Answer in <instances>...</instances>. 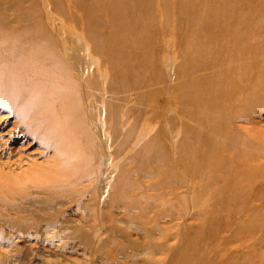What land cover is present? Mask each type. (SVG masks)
<instances>
[{
	"label": "bare ground",
	"instance_id": "obj_1",
	"mask_svg": "<svg viewBox=\"0 0 264 264\" xmlns=\"http://www.w3.org/2000/svg\"><path fill=\"white\" fill-rule=\"evenodd\" d=\"M123 1L126 6L125 8L122 6L124 11L130 9L132 12L142 14L146 10L145 5L139 3V0ZM80 15L81 11L78 10L62 12L60 16L68 21V25L65 26L52 25L51 28L38 25L37 30L34 26L26 31L15 30L7 33L0 31V44H4L0 58L7 56L6 59L3 58L5 62L0 59V65L6 66V73L8 72L15 81L21 80L4 89L0 88L1 103L15 113L12 126L6 130L7 140L0 133V148L10 146L8 160L0 169V189L12 197L13 207L22 204L23 210L46 219L45 224L35 230L34 216L33 221L27 222L25 220L28 217H21L25 219L23 221L25 223L19 233L30 237L31 231L41 232L43 235L57 229V232L63 234L66 231L65 227L47 221L54 219L59 212H53V209L74 202V205L81 208L84 220L88 222L85 223L90 227L93 239L89 248L96 259V250L103 243L97 237L102 228L101 222L110 221L115 214V192L120 188L118 183L131 175V169L123 167L133 160L137 165L149 164L157 169L165 162L171 163L173 171H157L160 176L154 184L159 189L165 187L162 181L176 177L178 172L185 175L182 183L188 189L183 195L193 198L189 201L184 216H195L202 212L200 209L205 202V193L200 181L206 175H215L219 181L209 184L208 187V191L217 195L214 196L215 200L228 202L230 208L235 207L236 203L241 204V208L239 211L234 209L236 218L233 216L228 222L225 220L216 222L213 219L211 225L221 223L219 225L224 232L243 231L251 234L252 232L244 227L248 217L244 209L257 208L254 206L256 202L264 200V167L259 160L264 158V131H260L264 125V116H260L256 109L257 100L264 102L262 85L264 69L259 66L263 65L264 54L251 55L250 50H242L234 56L237 62L233 65L215 68L216 60L209 59L207 63L195 66L196 68L190 66L195 74L191 72L192 82L184 89L192 92L179 96L168 92L166 87L156 89L155 83H159L156 78L160 77L150 76L149 70L155 60L148 58L154 54L150 49L145 51V48L141 50L135 46L139 32V29L135 28V21L132 19L129 21L131 28L122 37L110 31L109 35H105L108 38L100 42L98 33L89 27L92 22L87 20L86 24L73 25L71 22L69 24L70 20L79 21ZM38 17H36L38 20H44L49 15L39 14ZM22 18L18 17L19 20ZM111 19L107 17L105 23L110 22L108 25H114L118 22L114 17ZM212 35L208 33V36ZM123 38L130 43V48L118 42ZM9 41L10 50L7 51ZM223 42L225 41L214 42L212 49L217 51ZM37 44L42 47H38ZM178 44L181 43L177 41L175 45ZM13 46L16 52H13ZM227 46L226 44L225 47ZM135 54L144 55L141 65L131 62V56ZM23 56L28 60L19 62ZM218 56L222 59L231 58L233 55L229 53L227 56L222 54ZM245 67H250V70L246 71ZM38 68L37 77L26 76L34 74V70ZM182 68H188V64L178 67V74H181ZM16 70L27 74L18 76ZM206 70L213 71L216 75L222 71L227 75L225 87L222 90L213 88L212 96L203 94L210 98L209 101L215 108L202 107L200 112L190 109L188 111L187 105H197L201 98V94L193 90L198 87L196 81L201 83L203 79L201 73ZM52 74L57 75V79L40 81L38 78V75L44 78ZM184 81L181 77V82ZM204 81L210 83L207 79ZM42 95H45L46 103L40 107L38 99ZM243 95L255 99L253 106L255 110L250 105L239 102L240 96ZM159 97L172 102L170 106L172 104L173 106H169L168 109L155 103L154 100ZM225 98L227 103L219 104V101ZM50 108L55 110L56 115H51ZM201 115L213 119L211 126L216 137L213 144L200 146L201 149L194 151L196 157L191 158V155L185 154L191 148L188 140H184L193 135V126L195 129L198 128V133L203 132L202 127H196V119ZM161 116L167 121L155 124ZM227 117L229 119H226L220 128V122ZM7 121L8 119H5L3 123ZM242 121L244 125L241 126ZM4 127L3 125L0 131L4 130ZM205 130L207 131V127ZM208 133H212L210 127ZM165 135H170V140H165L163 138ZM28 138L35 140L37 150L26 154L34 160H31L27 168H23L22 163L25 159L18 150L19 146L13 144L20 141V144H23ZM178 145H181L180 148ZM194 146L199 147L198 144ZM173 149L179 150L174 152L178 154L177 157L173 156ZM222 150L227 155L224 159L218 157L205 168H199L201 161H205L211 155L216 158ZM164 151L166 153L168 151L167 156L163 155ZM34 155H38L37 157L42 160L38 161ZM181 156L185 159H181ZM191 161H195L193 166L192 163L189 164ZM18 169L31 173L23 183H19L21 180L14 177ZM178 184L181 183L172 186L177 187ZM175 195L180 203L181 194ZM86 196L89 198L85 199ZM158 196L164 197L162 193ZM199 197L203 199H197L195 202ZM218 204L216 206L221 208ZM208 240L211 247H216L215 242L221 241L213 237ZM222 242L227 244L226 238L222 239ZM188 255L190 254L187 253ZM184 259L188 260L185 257ZM202 261L205 259L195 260L198 263ZM192 263L188 261V264Z\"/></svg>",
	"mask_w": 264,
	"mask_h": 264
},
{
	"label": "rangeland",
	"instance_id": "obj_2",
	"mask_svg": "<svg viewBox=\"0 0 264 264\" xmlns=\"http://www.w3.org/2000/svg\"><path fill=\"white\" fill-rule=\"evenodd\" d=\"M123 2V0H112L111 2L106 0H0V31L4 33L15 30L26 31L34 26L37 30L36 26L38 25L51 28L65 26L68 25V21L60 14L64 11L78 10L81 11V19L79 21L77 19L70 20L69 24L70 22L73 25L86 24L87 20L92 22L89 27L98 33L101 42L108 38L105 35H109L110 31L122 37L131 28L129 21L132 19L135 21V28L139 29L135 46L141 50L145 48V51L150 49L154 54L153 57L148 58L155 60L149 70L150 76L160 77L156 78L159 82L155 83L156 89L166 87L168 92L179 96H185L192 92L184 89L188 87L187 84L192 82L190 81L191 72L195 74L191 67L207 63L209 59L216 60L215 68L233 65L237 62L234 56L242 50H250L251 55L257 53L263 56L264 54V0H139V3L146 7L142 14L132 12L130 9L124 11L126 6ZM123 5L124 8H122ZM39 14L49 15V17L38 20L36 17ZM25 15L33 17L29 18ZM18 17L23 18L19 20ZM107 17L109 19L114 17L118 22L108 25L110 22L105 23ZM52 31L55 32L54 29ZM208 33L213 35L208 36ZM177 41L181 44L176 46ZM219 41L225 42L220 45L221 48L214 51L211 46L214 42ZM118 42L124 43L128 45L126 47L130 48V43L126 42V38L120 39ZM7 44V51H9L10 41ZM226 44L227 47H225ZM39 45L38 47H42ZM3 46L4 44H0V51ZM202 51H205L203 54L206 53V55L200 54ZM13 52H16L14 46ZM57 53L61 54L60 51ZM229 53L233 55L231 58L221 59L218 56L219 54L227 56ZM5 57L3 56L4 59H6ZM3 58L0 59L4 61ZM131 59L132 63L141 65L144 55L135 54L131 56ZM25 60L28 59L23 56L19 62ZM186 64H188V68H182L181 74H178L177 68ZM259 66L264 69V62ZM5 68L6 66L0 65V88L3 89L21 81L19 79V81H15L8 72L6 73L7 69ZM244 69L249 71L250 67ZM16 71L19 73L18 76L27 74V72ZM38 72L39 68L34 70V74L26 76L30 78V76L36 75L37 77ZM204 72L201 73L203 75L201 83L196 81L198 87L193 90V92L198 91L201 98L197 105H187L188 111L200 112L202 107L215 108V105L210 103V98H206L203 94L212 96L213 88L222 90L225 87L228 76L222 71L219 75L213 71L206 70ZM181 77L185 80L183 83ZM38 78L40 81H50L57 79V75L52 74L44 78L38 75ZM204 79L210 83H206ZM262 85L264 86V82ZM239 99L241 100L239 102L250 105L255 110L253 108L255 99L245 95L240 96ZM154 102L168 107V109L172 103L163 97L155 99ZM38 103L40 107L45 105V95L38 99ZM226 103V98L219 101V104ZM257 103L258 114L264 116V102L257 100ZM49 112L52 116L56 115L53 108H50ZM5 119L8 121L3 123ZM226 119L228 120L229 117L220 122V128ZM14 120L15 113L0 101V129L3 125L5 126L0 133L5 140L8 138L6 130L12 126L11 123ZM165 121L167 119L161 116L155 124ZM212 121L213 119L206 115H201L196 119V127H202L203 132L198 133V128L195 129L193 126V135L184 140H188L189 148H191L189 152H185L186 156L196 157L194 151L201 149L200 146L213 144L216 135L212 129L213 126H211ZM240 123L241 126L244 125L243 121ZM208 127L212 131L211 134L208 133ZM260 131H264V125ZM170 135H165L163 138L168 141L171 138ZM218 138L221 139V137ZM26 140L23 144H20L21 141L13 144L16 147L19 146L18 150L21 151L25 159L22 163L23 168H27L31 160H34L26 154L37 150L35 140L31 138ZM195 144H198L199 147L194 146ZM180 146L178 145V148ZM9 147L7 145L4 149L0 148V169L8 160ZM178 151L172 150L174 157L178 156L174 153ZM221 152L219 155H215L216 158L211 155L205 161H201L199 168H205L218 157L224 159L227 156L226 152L223 150ZM163 155L167 156L168 151L167 153L164 151ZM34 156L38 161L42 160L37 157L38 155ZM181 159L185 158L181 156ZM259 160L264 167V158H259ZM194 162L191 161L189 164L192 163L191 166H193ZM171 166L170 162H165L157 169L149 164L137 165L133 160L124 165V169H131V175L126 180L122 179V182L117 180L120 181L118 183L120 188L115 192V214L110 221L101 222L102 228L97 237L103 243L96 250V259L89 248L93 239L90 227L86 224L87 220H84L81 208L74 205V202L68 203L65 207L53 209V212H59L54 219L47 221L54 222L53 225L59 224L65 227L66 231L63 234L57 232V229H53L43 235L41 232L31 231L30 237H26L19 233L25 222L33 221L32 217L34 216L36 222L33 223L35 224L33 228L36 230L45 224L46 219L37 217L35 214L31 215L30 211L21 208L22 204L13 207L11 205L14 202L12 197L0 189V264H188V261L193 262L192 264H264V200L256 202L254 206L257 208L244 209L246 216L250 217H247L244 227L249 229L251 234L243 231L224 232L220 228L219 224L221 223L212 226V220L228 222L233 216L236 218L234 209L239 211L241 204L236 203L235 207L230 208L228 202L219 200L221 208L216 206L218 204L215 200L217 195L208 191V187H210L209 184H215L219 179L212 174L206 175L200 181L205 193V202L203 208L200 209L202 212L195 216H184L185 210L189 206L188 203L193 198V196L183 195L188 189L182 183L186 178L185 175L178 172L177 178L171 176L172 178L168 181H162L165 183L163 189H159L154 184L160 176L157 171L172 170ZM22 170L18 169L14 173V177L21 180L19 183H23L31 174L27 173V170L26 172ZM175 182L181 184L173 187L172 184H177ZM160 193L163 194V198L158 196ZM176 193L181 194L180 203L175 198ZM88 198L86 196L85 199ZM197 199H203V197L196 198L195 202ZM221 202L225 204H221ZM21 217L28 218L25 220ZM24 220L25 222H23ZM241 221H243L242 218ZM209 237L218 238L221 241L215 242L216 247H211ZM224 238H226L227 244L222 242ZM187 253L190 255L187 256ZM184 257L188 260L185 261ZM223 257L226 258L223 259ZM200 259H205V261L195 262Z\"/></svg>",
	"mask_w": 264,
	"mask_h": 264
}]
</instances>
